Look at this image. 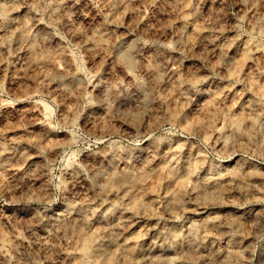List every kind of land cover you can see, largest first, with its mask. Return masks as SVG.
Returning a JSON list of instances; mask_svg holds the SVG:
<instances>
[{
	"label": "clouds",
	"instance_id": "obj_1",
	"mask_svg": "<svg viewBox=\"0 0 264 264\" xmlns=\"http://www.w3.org/2000/svg\"><path fill=\"white\" fill-rule=\"evenodd\" d=\"M0 264H264V0H0Z\"/></svg>",
	"mask_w": 264,
	"mask_h": 264
}]
</instances>
